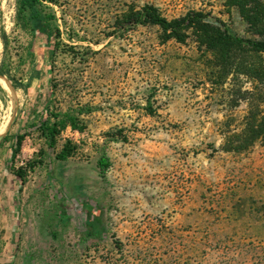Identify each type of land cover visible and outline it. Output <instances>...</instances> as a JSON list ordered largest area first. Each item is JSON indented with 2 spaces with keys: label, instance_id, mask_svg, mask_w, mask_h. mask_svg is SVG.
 <instances>
[{
  "label": "rangeland",
  "instance_id": "rangeland-1",
  "mask_svg": "<svg viewBox=\"0 0 264 264\" xmlns=\"http://www.w3.org/2000/svg\"><path fill=\"white\" fill-rule=\"evenodd\" d=\"M237 1L54 0L52 56L53 41L15 25L19 0H0V62L2 30L15 66L30 42L34 54L19 68L26 90L0 76V264H264V54L124 24L151 5L264 40ZM47 106L81 128L52 148L38 129ZM66 140L75 151L59 161Z\"/></svg>",
  "mask_w": 264,
  "mask_h": 264
},
{
  "label": "trees",
  "instance_id": "trees-1",
  "mask_svg": "<svg viewBox=\"0 0 264 264\" xmlns=\"http://www.w3.org/2000/svg\"><path fill=\"white\" fill-rule=\"evenodd\" d=\"M47 4H54V0H19L15 25L31 38L39 33L44 35L48 41H53V56L56 46L59 45L58 38L60 33L58 28L50 29V23L55 20V16ZM235 6L249 26L255 28L263 27L264 2L260 0H238ZM124 24L128 27H135L138 25L157 27L165 37L174 39L178 43H184L190 35H193L197 44L204 47L205 51L213 52L227 45H238L248 47L256 52L264 54V40L258 41L241 38L232 33L222 22L201 11H190L180 18L168 21L159 14L155 7L145 5L130 19L126 18ZM1 44L3 47V58L0 62L1 78L5 80L3 78L5 77L15 89L26 90L27 86L23 78L24 74L21 73L19 68L26 63H33L34 54L32 52V43H28V45L22 48L21 52L17 54L18 64L16 66L14 62L11 61L10 41L3 30L1 32ZM52 63L51 61L49 67L50 71L52 69ZM18 73L20 74L19 76ZM52 91L51 94H54ZM44 114L46 117L41 119L38 129L51 148L55 146L57 137H59L66 128L69 127L71 130H81L78 124V116L71 112L56 113L52 112L47 106L44 108ZM254 133V139L264 135V131L261 129H257V131L254 129L253 134ZM24 139L25 134H17L14 136V143L11 148V162L20 152ZM244 149L245 148L241 147L236 148L237 151ZM74 151L75 146L72 145L71 141L66 140L65 144L56 155V159L59 161H66ZM109 165L107 157H102L97 162L99 172L106 170ZM14 175L19 179L20 184H24L25 170L23 168L17 169Z\"/></svg>",
  "mask_w": 264,
  "mask_h": 264
}]
</instances>
